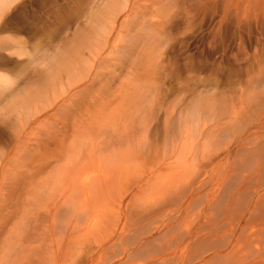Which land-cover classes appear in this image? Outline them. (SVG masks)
I'll return each mask as SVG.
<instances>
[{
	"label": "rangeland",
	"instance_id": "rangeland-1",
	"mask_svg": "<svg viewBox=\"0 0 264 264\" xmlns=\"http://www.w3.org/2000/svg\"><path fill=\"white\" fill-rule=\"evenodd\" d=\"M125 2L15 0L0 17V62L16 85L58 89L81 62L95 63L74 113L95 102L83 119L102 137L140 102L151 151L128 175L154 170L145 185L130 175L116 187L110 229L67 233L57 220L59 232L39 235L33 214L58 194L57 174L78 148L34 178L15 150L25 91L0 103V264H264V0ZM54 52L67 54L51 63ZM82 139L92 154L94 138Z\"/></svg>",
	"mask_w": 264,
	"mask_h": 264
},
{
	"label": "bare ground",
	"instance_id": "bare-ground-1",
	"mask_svg": "<svg viewBox=\"0 0 264 264\" xmlns=\"http://www.w3.org/2000/svg\"><path fill=\"white\" fill-rule=\"evenodd\" d=\"M14 1L15 0H0V17L5 9ZM125 5L127 6V0ZM118 14L119 13H115L112 16L113 22L116 21ZM105 42H108V40H105ZM66 54L67 53L65 52H61L60 57L58 52H54L49 55L50 58L48 61L51 63H58L62 56ZM0 59L2 60L1 56ZM82 63L83 62L79 64L77 68L78 70L73 68L67 73L69 76H67V81L64 83V86L62 85V87L57 89L55 85L48 83L41 89L27 91L25 87L16 85L15 77L11 75V73L5 71L7 69V63L0 62V103L17 100V96L23 94L25 91L24 95L21 97L22 100L24 99V101H26L21 109L22 119H20L23 121V126L18 125L22 129L20 128V132L15 134V150L21 151L22 156L26 158L27 162H25V166L28 169L27 171H30V173L33 174V177L37 176L53 162L59 161L63 154H69L70 151H74L78 148V151L69 154V162H67V160L66 164L62 166V170L58 172L60 174H57L56 179H59V182L56 180L55 183L60 187L58 194L51 201L49 206H47V209L44 208L45 210L43 212L36 211L33 214V227L37 229L39 235H44L47 230H50L51 232H59V223H61V229L63 228L62 230L67 233L72 232L77 228H81V230L83 229L82 231L85 230L87 233L93 232L95 229L99 231L98 229H104V227H106V229L109 228L106 225H109L107 223L112 218L111 202L114 203L116 195H122V193L119 194V192L122 191V188L121 191L115 193V190L117 189L116 187L119 188L125 179L129 178L130 175H133H128L132 170V166L135 168V166L139 167L144 164V162L142 163V159H144L143 155L145 157L147 155L145 154L147 148L149 149V147H151L148 145L149 143L146 136V134H148L146 129L150 128L149 118L147 116L148 112L144 108L138 110V105H141L138 101V105L136 104V106H134L137 109L134 111L135 117L133 116V118H130L127 122H124L123 124L121 123L122 127H119V133L116 131V136L102 137L104 131L102 130L103 132L99 133L100 129L98 128L100 127H97V125L93 123L90 124V122L84 123L87 121V119L84 121V116L87 115L95 102L92 101L87 103L83 107L84 110L78 112H81V116H78V113H74L75 108L79 106V95H82L87 90L89 84L93 82L98 75L97 70H95V63L89 64L87 69ZM140 96L143 95H139L137 98ZM127 100L129 99L127 98ZM135 102L129 101L126 105L133 107L132 105L135 104ZM45 121L52 122L53 125H47V127L44 128L45 130L43 129L44 126L42 127L43 130L39 127V132H36V134L34 128L36 129L37 127L34 126ZM16 122H18V120ZM115 125L117 124L115 123ZM118 126H120V124ZM40 129L42 131H40ZM30 132H32V136H30ZM95 133H98L96 134L97 136ZM69 135L72 136L70 137ZM105 135L106 134H104V136ZM67 137L72 138L71 141L69 140L70 142L68 145L64 143ZM81 139H92V141L95 142L94 146L96 148L93 147L96 150H94L92 154L91 151L93 149L84 148L79 150L80 145L84 143H81ZM78 142L81 144H78ZM88 143H86L87 146ZM8 159H10L9 156ZM7 163L10 165L9 162ZM4 165L6 164L4 163ZM146 170L150 173L149 168ZM153 171H151L150 174L146 171V174H148L146 175L144 173L145 176L143 178H141V175H135L136 177L133 175L131 178H136V183L142 181L141 185L139 183V186H142L143 183L144 185L146 183L144 180H151V177L154 174ZM142 173L143 171L141 174ZM1 175H5V172ZM10 176L7 174L9 179L12 178H10ZM129 181L130 180H127V182ZM132 182L135 183L134 181ZM127 184H131V181ZM136 185L138 186V184ZM52 186L53 185H51V187ZM38 191L40 190L38 189ZM117 200L118 199L116 198V201ZM90 213L94 214L93 217H83L85 220H82V215H91ZM63 214H66L64 220L62 219ZM44 217L50 218L48 219V222L45 221L46 219ZM42 218H44V221ZM57 220H59V223ZM111 221L110 223L115 225V223ZM40 224L43 225L39 230L38 226ZM33 227L30 226V228ZM29 229H26V231H28L27 234L29 233ZM26 231L24 230V234ZM51 232L49 233L51 234ZM50 238H52V236Z\"/></svg>",
	"mask_w": 264,
	"mask_h": 264
}]
</instances>
